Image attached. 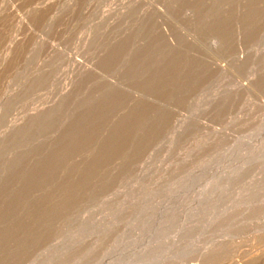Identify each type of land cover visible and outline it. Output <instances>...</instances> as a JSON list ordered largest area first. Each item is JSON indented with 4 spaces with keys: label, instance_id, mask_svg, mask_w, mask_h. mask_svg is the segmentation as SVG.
I'll return each mask as SVG.
<instances>
[{
    "label": "rangeland",
    "instance_id": "1",
    "mask_svg": "<svg viewBox=\"0 0 264 264\" xmlns=\"http://www.w3.org/2000/svg\"><path fill=\"white\" fill-rule=\"evenodd\" d=\"M0 264H264V0H0Z\"/></svg>",
    "mask_w": 264,
    "mask_h": 264
},
{
    "label": "bare ground",
    "instance_id": "2",
    "mask_svg": "<svg viewBox=\"0 0 264 264\" xmlns=\"http://www.w3.org/2000/svg\"><path fill=\"white\" fill-rule=\"evenodd\" d=\"M118 48V47H117ZM97 59V58H96ZM109 61V60H108ZM94 63V62H93ZM98 66V65H97ZM92 73V72H91ZM90 79V78H89ZM88 83V82H87ZM64 97V96H63ZM67 98V97H66ZM64 101V100H63ZM64 104H66V103H64ZM29 116V115H28ZM34 119V118H33ZM24 122V121H23ZM243 164V163H242ZM226 173V172H225ZM228 210V209H227ZM226 210V211H227ZM178 212V211H177ZM229 213V212H228ZM108 230H109V228H108ZM213 246V245H212ZM216 254V253H215ZM197 255V254H196Z\"/></svg>",
    "mask_w": 264,
    "mask_h": 264
}]
</instances>
